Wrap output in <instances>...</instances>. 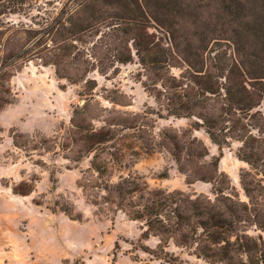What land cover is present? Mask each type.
<instances>
[{
    "label": "trees",
    "instance_id": "1",
    "mask_svg": "<svg viewBox=\"0 0 264 264\" xmlns=\"http://www.w3.org/2000/svg\"><path fill=\"white\" fill-rule=\"evenodd\" d=\"M57 1L0 0V111L12 102L13 76L36 59L82 83L84 100L68 127L52 136L14 134V145L28 157L62 151L71 162L88 159L79 188L100 213L122 212L139 222L138 247L157 260L190 264L170 250L173 245L209 264H264V0H66L60 7ZM33 9L30 25L1 19ZM221 41L230 50L215 48ZM134 57L148 80L144 87L167 99L169 117L194 118L190 129L164 128L159 141L153 136L143 144L145 124L101 113L112 110L97 100L90 73L105 75ZM173 68L182 72L175 75ZM200 129L220 155L211 156L195 136ZM230 139L242 143L237 157L248 164L240 172L245 198L220 170ZM160 148L174 156L189 186L209 183L213 196L152 191L122 174L128 159ZM33 190L29 181L13 187L20 195ZM59 209L77 219L68 206ZM151 237L155 247L146 243Z\"/></svg>",
    "mask_w": 264,
    "mask_h": 264
},
{
    "label": "rangeland",
    "instance_id": "2",
    "mask_svg": "<svg viewBox=\"0 0 264 264\" xmlns=\"http://www.w3.org/2000/svg\"><path fill=\"white\" fill-rule=\"evenodd\" d=\"M63 1L66 0H59L55 5L60 7ZM35 14L33 9L30 13L7 14L1 19L11 24L30 25ZM215 48L230 50L225 41L215 43ZM172 72L179 75L182 69L173 68ZM89 77L98 84L97 100L112 110L101 112L104 116H124L135 125L145 124L144 131L139 132L143 144L147 140L151 143L153 136L159 141V133L164 128L183 131L192 127L194 118L169 117L167 99L156 98L157 90L150 92L144 87L143 82L148 80L137 57L105 75L95 71ZM11 86L12 102L0 111V264H169L138 247L143 242L139 222L130 220L122 212L114 217L102 214L86 198L77 180L89 166L88 159L71 162L62 156V151L58 154L35 151L28 157L14 145V134L52 136L61 127H68L74 108L84 102L80 96L82 83L59 77L55 66L44 65L36 59L13 76ZM194 134L206 144L211 156L220 155L219 147L204 129L194 130ZM241 145L240 141L230 139L222 148L219 166L228 173L241 198H245L240 172L248 164L237 157ZM127 161L131 165L123 168L122 174L136 176L149 190H183L213 196L209 183L187 184L186 175L167 149L150 150ZM22 181L32 184L31 194L14 193L13 187ZM62 206H68L77 219L61 211ZM116 242L120 244L119 249ZM146 243L155 247L158 240L151 237ZM170 250L190 264H209L190 256L185 249L171 245Z\"/></svg>",
    "mask_w": 264,
    "mask_h": 264
}]
</instances>
